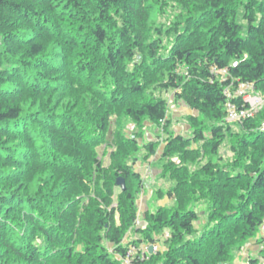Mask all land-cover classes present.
<instances>
[{
	"label": "trees",
	"instance_id": "obj_1",
	"mask_svg": "<svg viewBox=\"0 0 264 264\" xmlns=\"http://www.w3.org/2000/svg\"><path fill=\"white\" fill-rule=\"evenodd\" d=\"M178 3L166 51L153 28L162 0H0V264H121L104 240L121 258L130 245H161L131 264H232L259 234L264 105L227 122L228 82L211 68L264 96V0ZM169 90L196 113L192 135L165 141L156 192L167 202L123 244L141 182L130 164L137 146L122 131L159 126Z\"/></svg>",
	"mask_w": 264,
	"mask_h": 264
},
{
	"label": "rangeland",
	"instance_id": "obj_2",
	"mask_svg": "<svg viewBox=\"0 0 264 264\" xmlns=\"http://www.w3.org/2000/svg\"><path fill=\"white\" fill-rule=\"evenodd\" d=\"M162 2L163 4L161 6V13L157 14L153 18V28L162 29V34H161L162 46L164 48L163 50L167 51L171 47L173 41H175L176 38V33L174 31L176 30L177 27V23H178L177 16H179L181 13V7L178 3V0H162ZM168 32L170 33L167 34ZM104 84L110 85V82L106 81ZM255 91L257 92V94L261 95L264 98L261 92L257 90ZM155 95H159L158 91H155ZM173 95H175L174 90L162 92V94L160 95V97H163L164 100H166L167 102V113L165 119L159 124V126L154 125L150 122H145L142 129L135 128L134 125H128L126 129L122 131L123 134L125 135L124 138L125 141L130 142L131 140H134L135 145L137 146V151L133 155V159H130V164L132 171L140 176V182H141L139 193L136 195V199H135V204L138 211L136 215V223L135 226L126 233L125 236L126 240H124L123 244H128L129 242L132 241V239L135 240L136 238L135 230L138 228V223L144 218L143 216L147 211L153 212L158 205L163 206L167 202L164 201L167 200L165 199L167 198L165 195L166 191H162L161 193L156 192L158 188H160L158 184L163 182L159 180V176L160 173L162 172L161 156L164 150L165 141L176 138V136H181L183 139L191 138L192 129L189 127L190 125L188 121V116L196 115V113H194L192 110L184 106L179 100L175 99ZM166 119L169 120L168 131H172L171 136L167 134L164 135V132L162 131L163 126L166 123ZM113 120L115 119H112V121ZM150 144L155 145L154 146L155 152L151 156V158L146 159L145 158L146 147L149 146ZM192 146L195 147L197 146V144L193 143ZM109 152L110 149L105 150L103 147L98 149V153H99L98 158L102 162V166L104 167H108L109 165L110 162ZM173 161L177 162V159L173 158ZM43 175L41 172V177ZM29 179L32 180L31 177ZM33 179L35 180V175H33ZM148 193L151 194L148 196ZM156 193H157V197H156ZM118 194H120L119 188L114 187L113 195H112V205L114 207L117 206L116 203H117ZM145 197L147 201L144 200ZM117 218L118 217L116 216L115 217L116 222H117ZM262 226H264V222ZM103 244L114 259L120 261L121 264H125L124 257L121 258L113 255L114 247L112 245H109L105 240L103 241ZM141 244L138 246H134V245L128 246L125 257H128L129 260H132L134 257L141 254V252L143 253L144 247L146 245H141ZM156 246L158 250L161 248V245L158 243L156 244ZM239 253H237L236 256L234 257L236 261H237L236 258H239L238 257Z\"/></svg>",
	"mask_w": 264,
	"mask_h": 264
},
{
	"label": "built area",
	"instance_id": "obj_3",
	"mask_svg": "<svg viewBox=\"0 0 264 264\" xmlns=\"http://www.w3.org/2000/svg\"><path fill=\"white\" fill-rule=\"evenodd\" d=\"M236 66L237 61H235L231 67L235 68ZM211 73L216 75L220 82H228L223 90V95L226 100L225 111L227 122L240 123L246 119L253 118L254 115L263 107L264 98L257 94L252 84L238 82L237 79L233 78L229 74V70L227 68L217 69L212 67ZM235 82H237V85H234ZM163 237H168L167 232L164 233ZM149 246L152 248V253L158 251L156 244H152L146 245L144 250L141 249L143 250V253H149ZM124 259L125 264H131V260L127 257Z\"/></svg>",
	"mask_w": 264,
	"mask_h": 264
},
{
	"label": "crops",
	"instance_id": "obj_4",
	"mask_svg": "<svg viewBox=\"0 0 264 264\" xmlns=\"http://www.w3.org/2000/svg\"><path fill=\"white\" fill-rule=\"evenodd\" d=\"M158 185L160 186L161 183ZM150 194L148 193V196ZM144 200L147 201L146 197ZM164 201L166 202L167 200ZM238 257L236 258L237 261L234 259L233 264H248L249 260L254 259L258 260L259 264H264V226L261 227L259 234L255 238L250 239L244 245Z\"/></svg>",
	"mask_w": 264,
	"mask_h": 264
},
{
	"label": "water",
	"instance_id": "obj_5",
	"mask_svg": "<svg viewBox=\"0 0 264 264\" xmlns=\"http://www.w3.org/2000/svg\"><path fill=\"white\" fill-rule=\"evenodd\" d=\"M117 184H119L122 188L124 187V184H123V181L122 180H118ZM148 252L150 254H152V248H151V246H149Z\"/></svg>",
	"mask_w": 264,
	"mask_h": 264
}]
</instances>
